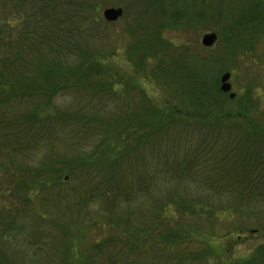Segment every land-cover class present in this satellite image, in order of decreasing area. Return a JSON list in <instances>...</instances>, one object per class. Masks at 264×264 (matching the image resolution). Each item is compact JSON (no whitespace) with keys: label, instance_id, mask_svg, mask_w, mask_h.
Masks as SVG:
<instances>
[{"label":"trees","instance_id":"16d2710c","mask_svg":"<svg viewBox=\"0 0 264 264\" xmlns=\"http://www.w3.org/2000/svg\"><path fill=\"white\" fill-rule=\"evenodd\" d=\"M161 1L155 0L156 8L148 6L154 14L146 13L156 21L154 26L148 23L149 18L147 24L141 23L138 12L131 17L135 21L134 28L128 31L132 41L126 56H133L140 71L165 84L170 78L168 71H175L180 80L172 84V89L182 102L164 100L155 107L142 103L139 108L127 111L123 103L113 109L107 102L100 105L93 101L101 95L111 98V76L97 63L103 59L101 53L95 50L76 53L69 45L80 24L94 27L103 22L97 3L89 2L81 7L73 5L71 0H0L4 4L0 9V192L3 195H13L20 204H25L47 192L46 204L62 207L68 205L64 201L71 194L79 206L93 201L110 207L99 223L138 231L133 226L135 222L129 226L131 216L119 215L115 219L111 211L114 204L126 207L133 204L144 211L139 215H144L145 220L136 225L142 236L139 233L137 236L146 242L143 234L147 233L153 240L151 245L160 239L169 245L178 242L177 231L164 227V234L154 232L156 226L163 225L170 208L190 214L194 210L197 214V210L211 207L195 198L183 201L175 196L174 178L183 181L184 188L190 181L194 187L213 191L215 195L232 196V201L226 202L228 212L259 214L253 208H260L259 212L263 213L264 153L258 147L246 148L256 135L264 133V123L252 116L257 108L253 107L252 99L249 102L225 98L216 80L209 79L207 73L202 77L197 70L196 65L201 61L197 54L191 56L184 44L164 41V22L159 16L160 10L165 13V8L160 9ZM237 1H240V14L218 34L225 40L239 37L240 52L245 53L254 45H249L250 40L264 46V0ZM167 19L166 26L187 29L198 25L199 18L191 22L172 14ZM150 57L158 65L154 71L146 68L147 73L140 69L138 60L147 62ZM260 60L264 64V56ZM74 93L88 100L82 105L59 102L61 96ZM210 123H226L244 135L237 137L236 133L229 137V142L228 138L218 141L216 137L212 144L216 149L208 150L204 141L190 146L184 132ZM55 143L63 145L65 152L44 155ZM180 145L187 151L175 162L177 158L172 155ZM145 147L149 149L146 153ZM16 160L23 163L18 165L14 163ZM66 234L69 236L65 238L63 232L61 236L54 234L47 243V234L33 233L39 245L35 254L41 257L52 252L56 256L51 261L43 258L39 264H113V260L116 262L113 256L119 257L117 264H137L128 259L127 249L134 241L123 236L121 239L108 236L76 252L72 241L79 236L71 238L70 233ZM111 246L115 248L113 252ZM165 259L151 264H170ZM255 262L264 264L262 245L241 264Z\"/></svg>","mask_w":264,"mask_h":264},{"label":"rangeland","instance_id":"374dc122","mask_svg":"<svg viewBox=\"0 0 264 264\" xmlns=\"http://www.w3.org/2000/svg\"><path fill=\"white\" fill-rule=\"evenodd\" d=\"M71 1L73 5L81 7L88 5L89 2L97 3L98 15L103 21L94 27L89 24H80L69 44L71 49L74 47L76 53L91 52V50L101 53L99 55H102L103 59H98L97 63L104 72H108L111 76L110 80L113 86L109 96L111 98L108 99L101 95L100 99L97 97L93 101L100 105L107 102V105L113 109L123 103L127 111H131L135 107L139 108L142 103H148L155 107L164 100L175 103L182 102L172 89V84H176L180 80L175 71H168L167 76L170 78L168 84H165L148 73V70H157L158 61L156 62L151 57L147 62L146 59L138 60L140 69L147 71L148 74H146L137 68L133 56L129 57L130 59L126 56V54L128 55L127 47L132 41L128 31L134 28L135 21L131 17L138 12L141 23L147 24V18H149L151 22L148 23H152L154 26L156 21L146 16V13L153 12L154 14V11L149 10L148 6L156 8L155 0ZM239 4L240 1L237 0H162L160 9L165 8V13L160 10L159 16L160 20H163V28H165L162 37L166 42L176 45L184 44L191 52L189 53L191 56L197 54L201 59L197 65L195 64L197 70L202 73V77L207 73L209 79L216 80L217 85L220 86V76L228 72L230 92L235 95L233 99H248L249 102L252 99L253 107L257 108L252 116L256 121L264 123V64L260 60L264 56V46L256 45L253 40H250L249 45L254 44L251 51L241 53L242 40L239 37L235 36L236 38H232V40H225L224 37L219 38L218 34V31L229 27L235 20L234 18L240 14ZM3 5L0 3V9L3 8ZM107 8H121L122 16L116 21L107 22L102 17L103 10ZM163 14H165V18H163ZM172 14L184 16V19H190L191 22L197 17L199 18L198 25L187 29L166 26L168 24L167 16L169 18ZM25 24L28 23L25 22ZM210 32L216 34V40L212 46L204 47L200 43L201 37ZM95 52L94 54H96ZM164 72H167V67ZM224 96L229 98L228 93H224ZM87 100L85 96L78 93L65 94L59 98L61 104L63 102V104L79 103L82 105ZM232 129L226 123H210L191 130L187 129L184 133L189 137L190 146L204 141L205 147L210 150L211 147L217 148L212 145L216 137L218 141H226L228 138L229 142L231 141L229 137H233L236 133L237 137L244 135L243 131L235 132ZM254 138L246 148L257 149L256 147H258V150L264 153V133H259ZM215 149H212L213 153ZM144 150L146 153L149 149L145 147ZM175 150L176 152L172 156L177 158L175 162H179L187 150L181 145ZM59 152H65V148L63 145L55 143L51 149L44 151V155L45 153L57 155ZM14 163L19 165L23 162L16 160ZM173 182L175 184L173 194L181 200L190 201L195 198L211 207L197 210V214L194 213V210L193 214H190L189 212L182 213L180 209L176 211L174 208H170V211L166 212L167 218L163 225L156 226L154 232L164 234V227L174 232L177 231L179 240L172 245L164 243L161 239L154 241L151 245L153 240L147 233L143 234L146 237V242L137 236L138 233L142 236V233L136 225H141L145 219L144 215H139L144 211L139 210L133 204L128 207L125 204L119 206L114 204L111 211H113L114 218L119 215L122 218L131 216L133 220H130L129 226L135 222L133 226L138 231H132L131 228L124 230L117 224L99 223L98 220L107 216L104 213L110 209L103 203L88 201L84 206H79L74 203L72 195L68 194L64 201L68 205L62 207L50 203L47 205L45 198L49 193L44 192L34 198L32 202L20 204L13 195L7 197L0 192V209H2L0 210V264H39L43 258L51 261L56 257L52 252L41 257L40 254H35V247L39 245L34 241L33 233L40 234L41 232L48 235L47 243L50 241V237L55 236L54 234L61 236L62 232L64 238L69 236L66 232L71 234V238L79 236L78 239L72 241L76 252L88 248L89 245L98 244L108 236L114 238L117 236L118 239L123 236L134 241L133 244H129V249H126L129 251L128 259L137 264H151V262L164 257L170 264H241L248 259L254 249L260 245L264 246V207L263 213L259 212L260 208L256 210L253 208L259 214L228 212L226 202L232 201V196L215 195L213 191L194 187L195 184L190 181L187 182L188 187L186 188L183 187L185 183L179 179L174 178ZM67 220H71V223H67ZM66 242H69L68 239ZM62 245L70 246V243ZM131 246L132 248H130ZM120 248V244H118L117 249ZM114 249V247H110L111 252ZM112 258L116 260V262L113 260V264H117L119 257L113 256ZM53 263H56V260Z\"/></svg>","mask_w":264,"mask_h":264},{"label":"water","instance_id":"95a60500","mask_svg":"<svg viewBox=\"0 0 264 264\" xmlns=\"http://www.w3.org/2000/svg\"><path fill=\"white\" fill-rule=\"evenodd\" d=\"M122 16V9L121 8H107L104 9L102 12V17L108 21V22H113L116 21L118 18ZM216 34L213 32L206 33L201 37L200 43L204 47H210L213 45V43L216 40ZM229 73L226 72L220 76V91L223 93H228V97L230 99L234 98V93L230 92L231 91V85L228 82L229 80Z\"/></svg>","mask_w":264,"mask_h":264}]
</instances>
